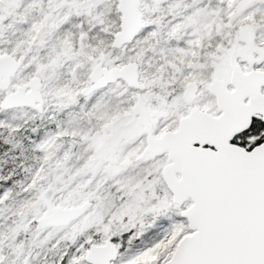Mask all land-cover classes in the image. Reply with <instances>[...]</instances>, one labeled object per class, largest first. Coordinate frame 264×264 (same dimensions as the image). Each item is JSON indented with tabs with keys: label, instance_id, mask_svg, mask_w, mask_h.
Instances as JSON below:
<instances>
[{
	"label": "snow or ice",
	"instance_id": "6c2138e0",
	"mask_svg": "<svg viewBox=\"0 0 264 264\" xmlns=\"http://www.w3.org/2000/svg\"><path fill=\"white\" fill-rule=\"evenodd\" d=\"M0 264H264V0H0Z\"/></svg>",
	"mask_w": 264,
	"mask_h": 264
}]
</instances>
